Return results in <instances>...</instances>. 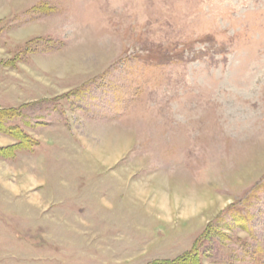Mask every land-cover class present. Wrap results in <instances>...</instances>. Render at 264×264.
I'll return each mask as SVG.
<instances>
[{"label":"rangeland","instance_id":"374dc122","mask_svg":"<svg viewBox=\"0 0 264 264\" xmlns=\"http://www.w3.org/2000/svg\"><path fill=\"white\" fill-rule=\"evenodd\" d=\"M0 109V264H264V0H0Z\"/></svg>","mask_w":264,"mask_h":264},{"label":"trees","instance_id":"16d2710c","mask_svg":"<svg viewBox=\"0 0 264 264\" xmlns=\"http://www.w3.org/2000/svg\"><path fill=\"white\" fill-rule=\"evenodd\" d=\"M15 112V113H14ZM16 110L15 109H0V132H3L9 136L15 137L20 143H19V149H26L27 147H31V146H36L35 143L33 142L32 138H30L27 134L22 133V132H17L16 134H14L15 129H8L5 128L4 126V120L9 118V116H14L16 115ZM17 146V147H18ZM16 146H10L8 148H4V150L6 151H14L17 150ZM2 149V148H0ZM10 156V154L8 155ZM196 254L195 251H191V252H186L183 255L177 257L174 260H165V261H161V262H154L153 264H193V260L195 259ZM195 264V263H194Z\"/></svg>","mask_w":264,"mask_h":264},{"label":"crops","instance_id":"0c3cea01","mask_svg":"<svg viewBox=\"0 0 264 264\" xmlns=\"http://www.w3.org/2000/svg\"><path fill=\"white\" fill-rule=\"evenodd\" d=\"M17 152V151H16ZM14 154V153H13Z\"/></svg>","mask_w":264,"mask_h":264}]
</instances>
